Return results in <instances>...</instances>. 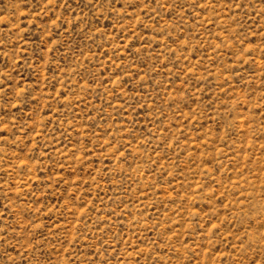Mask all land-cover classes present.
Instances as JSON below:
<instances>
[{
  "label": "rangeland",
  "instance_id": "rangeland-1",
  "mask_svg": "<svg viewBox=\"0 0 264 264\" xmlns=\"http://www.w3.org/2000/svg\"><path fill=\"white\" fill-rule=\"evenodd\" d=\"M0 264H264V0H0Z\"/></svg>",
  "mask_w": 264,
  "mask_h": 264
}]
</instances>
